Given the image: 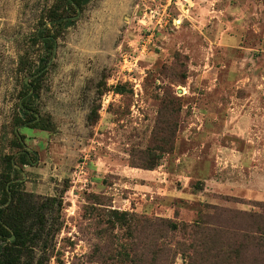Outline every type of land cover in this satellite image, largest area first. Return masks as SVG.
Segmentation results:
<instances>
[{"label":"rangeland","instance_id":"rangeland-1","mask_svg":"<svg viewBox=\"0 0 264 264\" xmlns=\"http://www.w3.org/2000/svg\"><path fill=\"white\" fill-rule=\"evenodd\" d=\"M61 5L0 0V177L17 129L33 158L17 166L20 190L56 201L35 260L113 264L127 247L135 264H159L143 250L157 219L230 231L242 211L264 226V0H90L73 25L51 28L30 102L42 124L23 127V81L45 56L34 34L53 9L77 15ZM113 211L132 228H106ZM169 236L157 242L172 250L164 263L190 264L189 238ZM262 251L242 255L264 264Z\"/></svg>","mask_w":264,"mask_h":264},{"label":"trees","instance_id":"trees-1","mask_svg":"<svg viewBox=\"0 0 264 264\" xmlns=\"http://www.w3.org/2000/svg\"><path fill=\"white\" fill-rule=\"evenodd\" d=\"M89 1L62 0L61 7L64 12L76 11L77 8L81 9ZM70 17L72 15L60 14L56 9H53L47 22L41 23L34 34L33 43L42 44L45 56L39 62L37 71L30 76L29 86L23 81V86L27 91L24 93L23 101L18 105L19 110L25 117V120L20 121L21 125H24L23 127L36 129L42 124L36 115V110L30 105L34 98L33 96L36 94L32 93L30 95L29 93L31 89L33 92L37 90L36 83L38 78L46 72L48 63L53 57L58 34L51 32V28L61 27L66 29L70 27L74 23V21L69 19ZM23 64L24 62L21 60V65ZM13 133L16 138L18 151L16 155L6 157L5 162L9 171L0 177V264H46L47 257L35 260L32 248L35 246L39 247L40 252L43 254L47 251V243L51 237L49 231L51 230L47 229L46 215L48 212L53 211L56 201L52 199L49 202L37 203L31 194L20 190V168L17 166L29 165L33 158L32 153L25 150L23 143L20 141V139L23 140V137L19 138L15 131ZM152 168L154 167L148 169ZM241 217H245L243 225L235 230L230 229V231L220 225L216 227L207 220L204 223L201 218V223L188 226L157 219L154 222L156 231L151 232V229H149L150 232L145 238V248L143 250L148 251L150 248H156V252L160 257L159 264H165L164 258H166L167 262V257L172 250L171 248H165V244L161 243L160 245L157 242L161 238H167L171 234L179 233L189 238L190 243L185 241L182 247L190 251V255L185 256L190 264L192 263V254L196 257V264H247L250 259L243 258L244 256L242 255L247 248L259 250L263 247L262 255L264 257V226L263 221L256 223L254 221L261 218L253 217L248 212L235 211V221H239ZM208 218L219 220L220 215L212 214ZM134 222L133 216L115 211L109 212L107 216H104L103 220L105 227L109 228V230L123 225L127 228H132ZM158 232L162 233L163 237H159L155 241V234H158ZM12 236L14 240L10 241ZM257 236H260V238H257ZM260 239L262 240L260 241ZM128 249L131 250L124 247V254L120 257L123 261L126 256L129 259L127 263L118 262L119 260H113L112 263L135 264V260L130 259L128 254L126 255ZM183 253L186 254L184 251ZM141 261L139 260L136 263L140 264Z\"/></svg>","mask_w":264,"mask_h":264},{"label":"water","instance_id":"water-1","mask_svg":"<svg viewBox=\"0 0 264 264\" xmlns=\"http://www.w3.org/2000/svg\"><path fill=\"white\" fill-rule=\"evenodd\" d=\"M78 13H79V11H78ZM77 17H78V16H76V17H74V18H72V19L75 20V19H77ZM24 82H25L26 85L29 86V83H28V79H27V78H25ZM32 92H33V90L31 89V91H30L29 94L31 95ZM15 132H16L17 136L19 137V134H18V132H17V129H15ZM19 138H20V137H19ZM20 141L22 142L21 139H20ZM6 205H7V204H6ZM13 240H14V237L12 236V237L10 238V241H13Z\"/></svg>","mask_w":264,"mask_h":264},{"label":"flooded vegetation","instance_id":"flooded-vegetation-1","mask_svg":"<svg viewBox=\"0 0 264 264\" xmlns=\"http://www.w3.org/2000/svg\"><path fill=\"white\" fill-rule=\"evenodd\" d=\"M78 11L80 12V9H79V8L76 9V12H77V15H76V16H78V14H79ZM76 16H72V17H70L69 19H70L71 21H75L76 19L73 20L72 18H74V17H76ZM77 18H78V17H77ZM48 24H49V23H48ZM54 51H55V50H54Z\"/></svg>","mask_w":264,"mask_h":264}]
</instances>
